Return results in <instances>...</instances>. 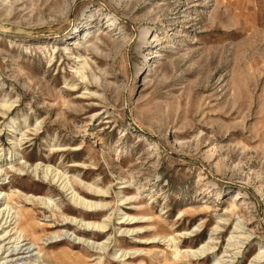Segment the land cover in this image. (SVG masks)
Here are the masks:
<instances>
[{
  "label": "rangeland",
  "instance_id": "374dc122",
  "mask_svg": "<svg viewBox=\"0 0 264 264\" xmlns=\"http://www.w3.org/2000/svg\"><path fill=\"white\" fill-rule=\"evenodd\" d=\"M0 176V264H264V0H0Z\"/></svg>",
  "mask_w": 264,
  "mask_h": 264
},
{
  "label": "bare ground",
  "instance_id": "6f19581e",
  "mask_svg": "<svg viewBox=\"0 0 264 264\" xmlns=\"http://www.w3.org/2000/svg\"><path fill=\"white\" fill-rule=\"evenodd\" d=\"M2 108H3V106H2ZM37 170L38 169L36 168L35 171H37ZM47 173H48V171H47ZM49 173L52 174L53 172L50 171ZM57 175H58V179H57V182H58V180L63 178V176H61L59 174H57ZM0 178H1V176H0ZM64 181H65V179L62 182H64ZM62 182H61V185H62ZM61 191H63L66 194L71 195V198H70L71 201L70 202H72V205H73L74 209L80 210V212L72 210L71 211V216H73L75 213H78L75 216L76 217L78 216L81 219L77 220L76 218H73L75 216L70 217V216H67V215H64L63 213H61L63 215V222L60 225V227L62 228L61 229L62 232H60V234L58 235V241L59 240H63V239H67V238L72 236V235H69V234L63 232V229H66V228H71L75 235H77L76 232L80 233L81 231L82 232H87V233L91 232V233H99V234H102V233L106 232V228L108 226V223L105 220L102 223L85 222V221H83L84 218L88 215V214L85 215L86 213H95V212L104 210L105 205L98 204L97 202H92V201H94L93 199H102V198H104L105 197V193L104 192H102L100 190H92L91 188H87V187H85L84 190H82V188H80L76 184H72V183H71V185H68V183L63 184L62 187H61ZM33 200L37 201V199H33ZM86 200H88V201H86ZM41 203L44 205L46 202L43 203V201H41ZM27 204H30V203L28 202ZM3 217H5V216H3ZM31 218H32V216H30V219ZM82 218H83V220H82ZM7 219H8V217H7ZM2 220H3V218L0 220V224H1L0 228H1V230H3L4 228L5 229L8 228L10 226V224H11L9 222L8 223L9 225L6 226L7 220L5 219L6 221H4V224L2 223ZM28 221L30 222V220H28ZM28 221L25 220L23 216L22 217L21 216L17 217V221H16L17 226H16V228H17V231L21 235H23L24 238H26L27 232L32 234L31 231L29 232L27 230L29 228V222ZM142 222L143 221H140L137 218H129V217H127V218H123L119 222V224L128 226V225H133V224H136V223L138 224V223H142ZM218 224H220V223H218ZM238 227L239 226H236L232 233H236V231H238L237 230ZM215 228L218 229V226H216ZM124 231H126V230H124ZM139 233H140V231H130V230L126 231V234L130 235V236L131 235H137ZM32 235L35 236L34 234H32ZM4 236H7V232L4 233ZM35 237H37V235ZM231 238H232V240L235 239L236 241L237 240L238 241L241 240L240 237H233L232 236ZM2 240L3 239L1 238L0 241H2ZM88 240L89 239H85L83 237H80V239H78L76 243L77 244H81L83 246L91 247L93 249L94 248H98L97 246L96 247L94 245L92 246L91 243ZM25 241L26 240L22 241V243H24ZM33 241L35 242V239ZM208 242L209 241H207L205 244H202L196 250H190L188 252L191 253L192 255L199 254L200 256H205L207 254H210L212 252H211V250L207 249ZM152 243L154 244V242H152V241L149 244H152ZM234 243L235 242H230L229 241L228 246L229 247H231V246L234 247L235 246ZM26 245H27V243L24 244V245L19 246L18 248L16 247L14 250L13 249L12 250H13V252H17V253H15L16 255L23 254L24 253V251H23L24 248L23 247L26 246ZM32 245L35 246L36 244H32ZM6 250H7V253H8L9 252L8 249H5V251ZM233 250H235V248ZM235 254H238V252L235 253ZM123 256H126V254H124Z\"/></svg>",
  "mask_w": 264,
  "mask_h": 264
}]
</instances>
